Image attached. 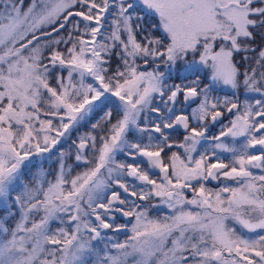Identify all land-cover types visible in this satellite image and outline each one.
Returning <instances> with one entry per match:
<instances>
[{
  "label": "snow or ice",
  "instance_id": "obj_1",
  "mask_svg": "<svg viewBox=\"0 0 264 264\" xmlns=\"http://www.w3.org/2000/svg\"><path fill=\"white\" fill-rule=\"evenodd\" d=\"M0 264H264V0H0Z\"/></svg>",
  "mask_w": 264,
  "mask_h": 264
},
{
  "label": "rangeland",
  "instance_id": "obj_2",
  "mask_svg": "<svg viewBox=\"0 0 264 264\" xmlns=\"http://www.w3.org/2000/svg\"><path fill=\"white\" fill-rule=\"evenodd\" d=\"M232 92V90L231 89H229V88H226V87H224V88H221L217 93H221V94H228V93H231ZM254 95V94H253ZM241 99H243V97H241ZM84 132H87V131H84L83 129H81L80 128V133H84ZM53 160H55V157H53L52 158ZM130 160V159H129ZM141 160H143V158H141V157H137V159H136V161L135 162H140ZM132 162H134V161H132ZM131 162V163H132ZM141 167H145V165L143 164V165H141ZM33 168V176L34 175H36L38 172H40L41 170H43V171H45V172H48V171H54L55 169H56V165L54 164V163H52L51 161H49V160H46V161H44L43 163H41V161H40V159L39 158H37L36 159V161H35V166L34 167H32ZM52 177H48V179H51ZM155 178V177H154ZM25 183V182H24ZM138 183V182H137ZM208 186V185H207ZM208 187H211V186H208ZM212 188H214V187H212ZM20 191V189H18V192ZM189 197H190V194H189ZM152 203L153 204H159V201H158V199H153L152 200ZM170 210H168L166 207H164V206H160V207H158V208H154L153 210H152V214L153 215H162V214H166V213H168ZM125 222V220H122V221H117L116 222V224H123ZM53 223H57L58 224V222H53ZM120 234L121 235H124L123 237H121L120 236ZM112 237H113V239H117V240H119V241H124L126 238H127V236H126V234H125V232L122 230L121 232H119L118 234L117 233H115V234H110ZM117 237H116V236ZM119 235V236H118Z\"/></svg>",
  "mask_w": 264,
  "mask_h": 264
},
{
  "label": "trees",
  "instance_id": "obj_3",
  "mask_svg": "<svg viewBox=\"0 0 264 264\" xmlns=\"http://www.w3.org/2000/svg\"><path fill=\"white\" fill-rule=\"evenodd\" d=\"M95 119H96V118H93V120L91 121V123H94V122H95ZM81 129H83L84 131H89V130H90V123H89V124H85L83 127H81ZM118 159H121V160H125V159H127V162H129V163L132 162V160H131L130 158H126L124 155L119 156ZM129 159H130V160H129ZM141 165H143V164H141ZM31 174H33V168L31 169ZM24 182L30 184V180H29L27 177L25 178ZM117 221H122V220L116 218V222H117ZM56 227H58V224H57V223H53V224H52V228L55 229ZM109 234H115V233H112L111 231H109ZM115 236H116V235H115ZM118 236H119V235H118ZM120 236L123 237L124 235H121V234H120ZM116 237H117V236H116Z\"/></svg>",
  "mask_w": 264,
  "mask_h": 264
},
{
  "label": "flooded vegetation",
  "instance_id": "obj_4",
  "mask_svg": "<svg viewBox=\"0 0 264 264\" xmlns=\"http://www.w3.org/2000/svg\"><path fill=\"white\" fill-rule=\"evenodd\" d=\"M216 94H217V95H225V94H221V93H216ZM227 95L231 96V93H228ZM207 185H208V186H211V187H214V188L218 187V184H217V185H213L211 182H209ZM189 194H190V193H189Z\"/></svg>",
  "mask_w": 264,
  "mask_h": 264
},
{
  "label": "water",
  "instance_id": "obj_5",
  "mask_svg": "<svg viewBox=\"0 0 264 264\" xmlns=\"http://www.w3.org/2000/svg\"><path fill=\"white\" fill-rule=\"evenodd\" d=\"M211 183H212L213 185H217V182H215V181H211ZM117 218H118V219H123V218H121V216H120L119 214H117Z\"/></svg>",
  "mask_w": 264,
  "mask_h": 264
}]
</instances>
